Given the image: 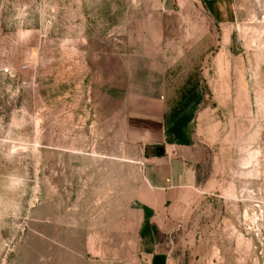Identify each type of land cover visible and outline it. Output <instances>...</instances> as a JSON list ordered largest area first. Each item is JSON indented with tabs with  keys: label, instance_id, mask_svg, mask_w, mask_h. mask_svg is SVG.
Here are the masks:
<instances>
[{
	"label": "rangeland",
	"instance_id": "1",
	"mask_svg": "<svg viewBox=\"0 0 264 264\" xmlns=\"http://www.w3.org/2000/svg\"><path fill=\"white\" fill-rule=\"evenodd\" d=\"M224 1L216 20L192 0H3L0 264H145L125 109L150 35L188 57L173 84L203 89L178 259L263 264L264 0Z\"/></svg>",
	"mask_w": 264,
	"mask_h": 264
},
{
	"label": "crops",
	"instance_id": "2",
	"mask_svg": "<svg viewBox=\"0 0 264 264\" xmlns=\"http://www.w3.org/2000/svg\"><path fill=\"white\" fill-rule=\"evenodd\" d=\"M184 2L188 0H176ZM214 19L223 17L224 0H192ZM3 0H0V12ZM152 32V24L149 25ZM171 41L150 38L132 52V99L127 104L126 127L142 154L137 158L138 179L133 191V220L138 256L145 264H181L182 250L176 239L185 240L186 201L204 183L208 153L198 134L203 89L173 84V71L188 57L172 55ZM175 60V61H174ZM126 78L128 76L126 75ZM127 91H125V94ZM163 148L161 157L156 149Z\"/></svg>",
	"mask_w": 264,
	"mask_h": 264
},
{
	"label": "water",
	"instance_id": "3",
	"mask_svg": "<svg viewBox=\"0 0 264 264\" xmlns=\"http://www.w3.org/2000/svg\"><path fill=\"white\" fill-rule=\"evenodd\" d=\"M163 154H164V149H163V148H158V149H156V155H157L158 157L163 156Z\"/></svg>",
	"mask_w": 264,
	"mask_h": 264
},
{
	"label": "built area",
	"instance_id": "4",
	"mask_svg": "<svg viewBox=\"0 0 264 264\" xmlns=\"http://www.w3.org/2000/svg\"><path fill=\"white\" fill-rule=\"evenodd\" d=\"M260 255H261V258L263 259V264H264V249L261 251Z\"/></svg>",
	"mask_w": 264,
	"mask_h": 264
}]
</instances>
